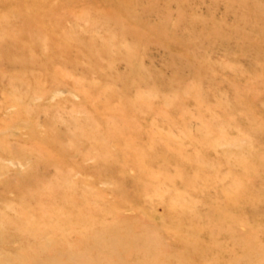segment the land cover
I'll return each instance as SVG.
<instances>
[{"label":"rangeland","instance_id":"1","mask_svg":"<svg viewBox=\"0 0 264 264\" xmlns=\"http://www.w3.org/2000/svg\"><path fill=\"white\" fill-rule=\"evenodd\" d=\"M0 264H264V0H0Z\"/></svg>","mask_w":264,"mask_h":264}]
</instances>
